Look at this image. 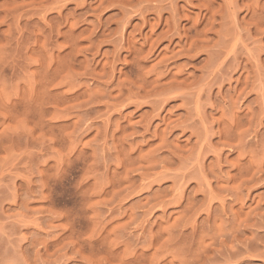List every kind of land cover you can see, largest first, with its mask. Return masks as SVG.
Returning a JSON list of instances; mask_svg holds the SVG:
<instances>
[{"label": "rangeland", "instance_id": "rangeland-1", "mask_svg": "<svg viewBox=\"0 0 264 264\" xmlns=\"http://www.w3.org/2000/svg\"><path fill=\"white\" fill-rule=\"evenodd\" d=\"M0 264H264V0H0Z\"/></svg>", "mask_w": 264, "mask_h": 264}]
</instances>
